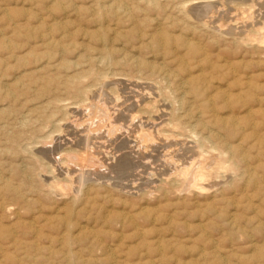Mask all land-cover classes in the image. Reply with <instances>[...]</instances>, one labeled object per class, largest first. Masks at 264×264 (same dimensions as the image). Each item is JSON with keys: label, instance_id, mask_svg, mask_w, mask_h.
<instances>
[{"label": "rangeland", "instance_id": "rangeland-1", "mask_svg": "<svg viewBox=\"0 0 264 264\" xmlns=\"http://www.w3.org/2000/svg\"><path fill=\"white\" fill-rule=\"evenodd\" d=\"M148 1L0 0V264H264V50L233 42L253 30L264 33V0ZM157 32L170 38L158 51L146 46ZM80 73L77 82L73 76ZM98 73L107 77L97 80ZM81 85L95 95L83 111L74 106ZM205 98L211 108L203 107ZM144 115L154 120L140 128ZM170 118L196 125L198 136L215 146L235 147L237 172L214 170L202 193L159 184L164 177L155 175L165 170L164 161L176 156L189 164L197 155L196 136L186 127L176 142L156 140ZM107 122L116 131L106 152L116 160L105 162L103 186L91 187L93 172L104 168L94 167L90 176L67 173L75 161L58 160L70 145L68 131L83 137L88 129L97 137ZM143 132L152 144L147 157L109 169L143 144ZM213 155L204 153L201 165Z\"/></svg>", "mask_w": 264, "mask_h": 264}, {"label": "bare ground", "instance_id": "bare-ground-1", "mask_svg": "<svg viewBox=\"0 0 264 264\" xmlns=\"http://www.w3.org/2000/svg\"><path fill=\"white\" fill-rule=\"evenodd\" d=\"M113 1V0H112ZM161 1V0H160ZM179 1V0H178ZM195 1V0H194ZM197 1V0H196ZM200 1V0H199ZM202 1V0H201ZM116 2V1H115ZM120 2V1H119ZM112 3V2H111ZM148 3H153V0H149L148 1ZM100 3H97V6L99 5ZM109 4V3H108ZM115 4H118L117 6H116V9L118 10L120 7H121V5H119V3H115ZM123 4V3H122ZM143 4V3H142ZM112 5V4H111ZM183 5V4H182ZM108 6V5H107ZM110 6V5H109ZM146 6H147V4H146ZM153 6V5H152ZM184 6V5H183ZM248 6V5H247ZM181 7V6H180ZM185 7V6H184ZM248 7H250V6H248ZM77 8V7H76ZM127 8V7H126ZM137 8V7H136ZM155 8V7H154ZM177 8V7H176ZM102 9L103 8H101V5H99L98 6V14H99V18H101V15H102ZM140 9V8H139ZM152 9V8H151ZM243 9V8H242ZM249 9H251V8H249ZM249 9H247V10H249ZM125 10V9H124ZM243 11V10H242ZM95 12V11H94ZM179 12V11H178ZM183 12V11H182ZM252 12V11H251ZM250 12V13H251ZM246 13V12H245ZM111 14V13H110ZM185 14V13H184ZM243 14V13H242ZM249 14V13H248ZM188 15V14H187ZM251 15H252V13H251ZM170 16V15H169ZM243 16V15H242ZM254 16V15H253ZM182 17V16H181ZM252 17V16H251ZM162 18V17H161ZM250 20H251V18H250ZM165 21V20H164ZM209 21V20H208ZM212 21H213V19H212ZM173 22V21H172ZM205 22V21H204ZM203 22V24L200 22V25L202 24V27H204L205 28V23ZM244 22V21H243ZM101 24V23H100ZM158 24V23H157ZM168 25V24H167ZM199 26V25H198ZM261 26V25H260ZM135 27V26H134ZM194 27V26H193ZM200 27V26H199ZM217 27H219V26H217ZM245 27H246V25H245ZM139 28V27H138ZM221 28V27H220ZM219 28V29H220ZM261 28V27H260ZM102 29V28H101ZM158 29H159V27H158ZM201 29V28H200ZM139 30V29H138ZM97 31V30H96ZM201 31V30H200ZM254 31V34L253 33H251V34H248L247 36H245L244 38H238V37H236V38H233V42L234 43H236V44H238V45H240L241 47H250V48H252L253 50H254V52H257L258 53V50L260 49L261 51H263L264 50V33H261V32H256L255 33V31L256 30H253ZM154 32V31H153ZM164 32V31H163ZM140 33V32H139ZM159 32H157V34H150L149 36H147V44H146V46H149V47H151L153 50L155 49V50H162L164 47H166V45H167V43H169L170 42V38L168 37V35H164L163 37H160L161 36V32L158 34ZM134 34H137V32L135 33L134 31H133V33H132V37H134L133 35ZM263 34V35H262ZM262 36V37H261ZM62 37H64V36H62ZM71 37V36H70ZM139 38H140V35H139ZM49 39V38H48ZM66 39V38H65ZM146 39V38H145ZM103 40V39H102ZM141 40V39H140ZM184 40H186V39H184ZM8 41V40H7ZM41 41V40H40ZM104 42V41H103ZM102 42V43H103ZM112 42V41H111ZM186 42V41H185ZM232 42V43H233ZM135 43V42H134ZM146 43V42H145ZM43 44V43H42ZM170 44V43H169ZM174 44V43H173ZM172 44V45H173ZM186 44V43H185ZM6 45V44H5ZM105 45V44H104ZM187 45V44H186ZM235 45V44H234ZM237 45V46H238ZM49 46L50 47H52V48H56L57 47V45L56 44H54V43H49ZM240 46H238V47H240ZM48 47V46H47ZM122 47V46H121ZM173 47H175L174 45H173ZM105 49V48H104ZM125 49V48H124ZM165 49V48H164ZM175 49V48H174ZM85 50V49H84ZM198 50V49H197ZM56 51V50H55ZM64 50L63 49H60L59 50V52H61V54H62V52H63ZM144 51V50H143ZM148 51V50H147ZM102 52V51H101ZM100 52V53H101ZM150 51H148V53H149ZM153 52V51H152ZM155 52V51H154ZM202 52V51H201ZM102 54V53H101ZM255 54V53H254ZM105 55H106V57H107V59H108V57H109V50H106L105 51ZM263 56H264V52H263V54H262ZM66 57V56H65ZM101 57V56H100ZM154 57V56H153ZM257 57H258V54H257ZM177 58V57H176ZM175 58V59H176ZM261 58V57H260ZM87 59V58H86ZM89 59V58H88ZM134 59V58H133ZM262 59V58H261ZM98 60V59H97ZM100 60V59H99ZM103 60V59H102ZM177 60V59H176ZM263 60V59H262ZM69 61V60H68ZM88 62H89V60H87ZM73 62H75V61H73ZM82 62V61H81ZM92 62V61H91ZM110 62V61H109ZM109 62H107L108 64H109ZM136 62H138V61H136ZM152 62V61H151ZM262 62V61H261ZM76 63V62H75ZM147 63V62H146ZM145 62H141L140 64H141V66H144L145 68L147 67V66H149L148 64H146ZM111 64V63H110ZM110 64H109V66H110ZM151 64V63H150ZM155 64V63H154ZM257 64V63H256ZM259 64V63H258ZM151 65H153V64H151ZM139 66V65H138ZM256 66H258V65H256ZM212 67H213V65H212ZM211 67V68H212ZM228 67V66H227ZM46 68V67H45ZM76 68V67H75ZM74 68V69H75ZM152 68L153 67H151V70H152ZM210 68V70H212ZM230 68V67H229ZM232 68V67H231ZM138 69V68H137ZM200 70V69H199ZM39 71V70H38ZM97 71V70H96ZM198 71V70H197ZM217 71V70H216ZM232 71V70H231ZM146 72V71H145ZM200 72V71H199ZM212 72V71H211ZM119 73V72H118ZM158 73V72H157ZM172 73V72H171ZM203 73V72H202ZM76 74V73H75ZM91 74H95L94 72H92ZM201 74V73H200ZM204 74V73H203ZM244 74V73H243ZM242 74V75H243ZM246 74V73H245ZM67 74H65V76H66ZM83 74L82 73H80V74H77V75H75V76H73V78L75 79V80H77V82H79V81H81L82 80V76ZM107 75V74H106ZM249 75H251V74H249ZM243 76L244 78H245V80H246V82H250V80L252 79V77L251 76ZM255 75V74H254ZM117 76V75H116ZM190 76V75H189ZM199 76V75H198ZM214 76V75H213ZM253 76V75H252ZM21 77V76H20ZM68 77V76H67ZM66 77V78H67ZM107 77V76H106ZM105 77V75H103V74H101V73H98L97 74V76H96V79L97 80H102L103 78H106ZM110 77V76H109ZM108 77V78H109ZM115 77V76H114ZM129 77V76H128ZM162 77V76H161ZM185 77V76H184ZM187 77V76H186ZM185 77V78H186ZM193 77L194 76H192V78L191 79H193ZM199 77H201V76H199ZM234 77V76H233ZM93 78V77H92ZM123 78V77H122ZM189 78V77H188ZM205 78H207V77H205ZM187 79V78H186ZM238 79V78H237ZM105 80V79H104ZM166 80V79H165ZM165 80H163V81H165ZM188 80H190V79H188ZM199 80H200V78H199ZM86 80H84V82H85ZM169 81V80H168ZM187 81V80H186ZM238 81H242V80H238ZM83 82V81H82ZM103 82V81H102ZM137 82V81H136ZM151 82V81H150ZM185 82V81H184ZM232 82V81H231ZM245 82V83H246ZM74 83H76V82H74ZM239 83H241V82H239ZM244 83V82H243ZM78 84V83H77ZM163 84V83H162ZM179 84H181V83H179ZM194 84V83H193ZM250 84V83H249ZM248 84V85H249ZM5 85V84H4ZM3 85V86H4ZM21 85V84H20ZM99 85V84H98ZM182 85V84H181ZM187 85V84H186ZM75 86V85H74ZM73 86V87H74ZM185 86V85H184ZM189 86V85H188ZM220 86V85H219ZM69 87V86H68ZM91 87V86H90ZM90 87H88V86H84V85H81L78 89H77V91H78V97H79V100H78V103H76V105H74V106H76V107H81L82 108V111H83V108L85 107V104H86V102H88V101H90V99H92L94 96H92L91 95V91L92 90H90L89 88ZM157 87V86H156ZM159 87V86H158ZM239 87V86H238ZM247 87V86H246ZM77 88V87H76ZM93 88V87H92ZM180 88H182L181 86H180ZM179 88V89H180ZM183 88H185V87H183ZM188 87H186V89H187ZM6 89V88H5ZM62 89V88H61ZM60 89V90H61ZM95 89H97V87H95ZM251 89V88H250ZM59 90V91H60ZM111 90V89H110ZM158 90V89H157ZM164 90V89H163ZM185 90V89H184ZM188 90V89H187ZM70 91V90H69ZM112 91V90H111ZM115 91V90H114ZM178 91V90H177ZM61 92V91H60ZM73 92V91H72ZM159 92V91H158ZM165 92H166V90H165ZM169 92V91H168ZM185 92V91H184ZM218 92V91H217ZM249 92V91H248ZM75 93H77V92H75ZM147 94V93H146ZM175 94H176V92H175ZM215 94H217V93H215ZM236 94V93H235ZM7 95V94H6ZM12 95V94H11ZM77 95V94H76ZM149 95V94H148ZM196 95H200V93L199 92H196ZM247 95H248V93H247ZM5 96V95H4ZM13 96V95H12ZM70 96V95H69ZM73 96V95H72ZM75 96V95H74ZM161 96V95H160ZM172 96V95H171ZM184 96V95H183ZM227 96V95H226ZM237 96H238V94H237ZM249 96H250V93H249ZM248 96V97H249ZM56 97V96H55ZM59 97V96H58ZM77 97V96H76ZM114 97V96H113ZM158 97H159V95H158ZM186 97V96H185ZM118 98V97H117ZM162 98V97H161ZM167 98V97H166ZM190 98H192V96H190ZM14 99H15V97H14ZM70 99H72V98H70ZM119 99V98H118ZM165 99V98H164ZM227 99V98H226ZM229 99V98H228ZM116 100V99H115ZM231 100V99H230ZM77 101V100H76ZM167 101V100H166ZM169 101V100H168ZM72 102H74V100L72 101ZM71 102V103H72ZM90 102H93L92 100L90 101ZM114 102H116V101H114ZM118 102V101H117ZM211 102V101H210ZM209 102V100L207 99V98H205L204 100H203V102H202V104H203V107H205V108H211V103ZM227 102V101H226ZM244 102V101H243ZM258 102V101H257ZM53 103V102H52ZM168 103V102H167ZM51 104V103H50ZM73 104V103H72ZM92 104L93 103H90L87 107H92L93 108V106H92ZM119 104V103H118ZM172 104V103H171ZM178 104H180V102L178 103ZM191 104H193V103H191ZM259 104V103H258ZM45 105V104H44ZM95 105V104H94ZM98 106H99V104H97ZM116 105V104H115ZM147 105V104H146ZM170 105V104H169ZM194 105V104H193ZM192 105V106H193ZM97 106V108H99ZM145 106V105H144ZM144 106H142V107H144ZM191 106V105H190ZM196 106V105H195ZM37 107V106H36ZM57 107H58V105H57ZM178 107V106H177ZM213 107V106H212ZM7 108V107H6ZM41 108V107H40ZM40 108H38V109H40ZM50 108V107H49ZM54 108V107H53ZM96 108V107H95ZM101 108H102V106H101ZM151 109L153 108V106L152 107H150ZM191 108V107H190ZM189 108V109H190ZM193 108V107H192ZM78 109V108H77ZM103 109V108H102ZM102 109H100L99 108V111L100 110H102ZM108 109V108H107ZM107 109H106V112H107ZM140 109H142V108H140ZM145 109H147V108H145ZM188 109V110H189ZM148 110V109H147ZM153 110V109H152ZM46 111H48L47 109H46ZM60 111V110H59ZM76 111V110H75ZM74 111V112H75ZM85 111V110H84ZM140 110H138V112L137 113H140L139 112ZM251 111V110H250ZM57 112V111H56ZM105 112V111H104ZM103 112V113H104ZM145 112V111H144ZM174 112V111H173ZM191 112V111H190ZM213 112V111H212ZM38 113V112H37ZM70 113V112H69ZM91 113V112H90ZM153 113V112H152ZM162 113H164L163 111H162ZM167 112H165L162 116H165V114H166ZM64 114V113H63ZM68 114V113H67ZM145 114V113H144ZM146 114H148L147 112H146ZM174 114V113H173ZM177 114V113H176ZM195 114V113H194ZM200 114V113H199ZM93 115V114H92ZM108 115V114H107ZM143 115V112L142 113H140V115L139 116H142ZM150 115V114H149ZM185 115H187V114H185ZM193 115V114H192ZM244 115V114H243ZM250 115V114H249ZM97 116V115H96ZM103 116H106V113H104V115ZM132 116H133V118H132ZM132 116H131V118H132V120H134L137 116H134L133 114H132ZM146 118H145V120L139 125V127L140 128H142V127H144V125L146 126V125H148L149 123H153V120L151 119V117L150 116H146V115H144ZM169 116H171V115H169ZM176 116H178V115H176ZM175 116V117H176ZM190 116V115H189ZM195 116L197 117V115L195 114ZM214 116V115H213ZM242 116V115H241ZM91 117V116H90ZM95 117V116H94ZM113 117V116H112ZM173 116H171V118H172ZM174 117V118H175ZM217 117H219V116H217ZM50 118V117H49ZM53 118L54 117H52V120H53ZM107 118V117H106ZM109 118V117H108ZM142 118V117H141ZM140 118V119H141ZM170 118V120L167 122V124L165 125V128L167 129V130H164V128L162 129V130H158L157 131V133H158V138L156 137V135H155V137H156V140H158V141H162V142H166V141H175L176 142V140L177 139H175L177 136L178 137H180V134H182V133H180V132H182V130H184L185 129V125L183 124V123H181V121H180V119L179 118H176V120H174V119H171ZM197 118H200V116H198ZM196 118V119H197ZM221 118V117H220ZM219 118V119H220ZM235 118V117H234ZM102 119V118H101ZM159 119V117L158 118H156L155 120H158ZM182 119V118H181ZM200 119H202V117L200 118ZM222 119H223V117H222ZM51 120V119H50ZM107 120V119H106ZM139 120V119H138ZM217 120V119H216ZM234 120V119H233ZM24 121V120H23ZM55 121V120H54ZM85 121V120H84ZM112 121V120H111ZM137 121V120H136ZM142 121V120H141ZM197 121V120H196ZM225 122H226V120H224ZM249 121V120H248ZM248 121H247V123H248ZM251 121V120H250ZM42 122H44V121H42ZM53 122V121H52ZM58 122V121H57ZM56 122V123H57ZM93 122V121H92ZM114 122V121H113ZM157 122V121H156ZM223 122V121H222ZM221 122V123H222ZM225 122H223L224 123V125H225ZM240 122V121H239ZM238 122V123H239ZM59 123V122H58ZM89 123V122H88ZM104 124H105V121L103 122ZM112 123V122H111ZM135 123V122H134ZM140 123V122H139ZM195 123V122H194ZM200 123V122H199ZM209 123V122H208ZM210 123H211V121H210ZM217 123V122H216ZM220 123V124H221ZM28 124V123H27ZM45 124H47V123H45ZM54 124V123H53ZM87 124V123H86ZM92 124V123H91ZM103 124V125H104ZM109 124H110V122H109ZM150 124V125H151ZM163 124V123H162ZM188 124H189V122H188ZM203 124V123H202ZM219 124V125H220ZM240 124V123H239ZM256 124V123H255ZM23 125H24V123H23ZM57 126H58V124H56ZM115 125V124H114ZM128 125V124H127ZM134 125V124H133ZM164 125V124H163ZM184 125V126H183ZM205 125V124H204ZM218 125V124H217ZM39 126V125H38ZM45 126V125H44ZM54 126H55V124H54ZM54 126H53V128H54ZM57 126H55V127H57ZM89 126V125H88ZM87 126V127H88ZM126 126V125H125ZM132 126V125H131ZM203 126V125H202ZM206 126V125H205ZM258 126V125H257ZM77 127V126H76ZM100 127V126H99ZM107 127H108V122H107ZM196 125L195 126H190V125H188V127H186V128H188V132L191 134V135H195L196 136V140H195V144H196V147L195 148H197V152H196V159L195 158H193L191 161H190V163L189 164H185L184 163V161H182V160H180V158H177L176 156H172L169 160H167L166 162L164 161V165H163V167H164V171L163 172H159L158 174H154L155 176H157V177H160V176H163L164 178L163 179H160L159 180V178H158V180H157V182L159 183V184H161L162 182H173V183H175V185L173 184L172 186H183V188L184 189H191V190H193V191H195V192H199V193H202V192H206V191H208L207 189H208V187H206V185H208L209 183V179H210V176L213 174V172H214V170L215 171H222V172H227V171H236V168L238 167H236V163H234V161H235V159H237V158H234V161L231 159V153L233 154H238L239 155V152L237 151V149L235 148V147H233L232 145L231 146H229V145H221L220 147L219 146H215V145H213L210 141H209V139H211V138H202V137H200V136H198V134H197V132H196ZM204 127V126H203ZM202 127V128H203ZM212 127V126H211ZM235 127V126H234ZM23 128V127H22ZM59 128V127H58ZM102 128V127H101ZM114 128V127H113ZM131 127H129V129H130ZM158 128V127H157ZM200 128V127H199ZM207 128V127H206ZM224 128H226V127H224ZM223 128V129H224ZM54 129H57V128H54ZM117 129V128H116ZM121 129V128H120ZM122 129H123V127H122ZM127 129V128H126ZM144 129V128H143ZM210 129V128H209ZM239 129V128H238ZM238 129H237V131H238ZM245 129V128H244ZM47 130V129H46ZM60 130V128L58 129V131ZM124 130V129H123ZM186 130V129H185ZM247 130V129H246ZM57 131V130H56ZM61 131H62V129H61ZM64 131V130H63ZM82 131V130H81ZM101 131V130H100ZM114 131H116V130H114V129H111L110 128V126L108 127V130H105V134L103 133V132H101L100 134L101 135H98L97 137H96V135H95V137H93V136H90V135H93L94 134V131H88V129H87V133H86V135H84L83 137H81V136H79L78 135V133H76V132H74V133H72L73 131L72 130H70V131H68V133H66L65 135L66 136H69L70 138L69 139H67V141H65V144L67 145V144H70L69 145V147H68V149H66V150H64V153L61 155L60 154V158H59V160L58 161H61V162H65V161H67V163H72V162H74L73 163V165L75 164L76 165V167H74L73 165H71L70 167H66V171H67V173H72L73 172V170L74 169H77V170H79L80 171V173H81V171L85 174V173H88V175L90 174L91 175V173L94 171V167H99L100 169H102V168H104L105 167V162L107 161V160H110V161H112L113 162V160H116V158H115V156L113 155V153H110V152H106V149H107V147H106V144H107V142L109 143V144H112L115 140V132ZM143 131V130H142ZM187 131V130H186ZM54 132V131H53ZM144 132H145V130H144ZM141 133L142 134V137H141V142H143V144L140 146L139 145V142L138 143H136V145L135 146H137L138 148H137V150L136 151H134L133 153H132V155L129 153V154H121L120 155V158L119 159H117V163H116V165H113V166H108V168L110 169H114V168H119V169H122V168H124V167H128V166H133L134 165V161H135V159L137 160V162H139L140 160H144L146 157H147V149L152 145V144H150V142H148L151 138L149 137V135H148V133H150V132H148L147 134H145V133ZM167 132V134H165ZM215 132V131H214ZM253 132V131H252ZM39 133V132H38ZM60 133V132H59ZM155 133V132H154ZM221 133V132H220ZM49 134V133H48ZM104 136H103V135ZM139 134V133H138ZM140 134V135H141ZM211 134V133H210ZM210 134H209V136H210ZM47 135V134H46ZM151 135V134H150ZM161 135H162V137H161ZM190 135V136H191ZM203 135V134H202ZM201 135V136H202ZM219 135V134H218ZM99 136H103V137H99ZM135 136H138V135H135ZM235 136V135H234ZM28 137V136H27ZM43 137V136H42ZM46 137V136H45ZM177 137V138H178ZM205 137V136H204ZM140 138V137H139ZM194 138V137H193ZM192 138V139H193ZM238 138V137H237ZM34 139V138H33ZM45 139V138H44ZM48 139V138H47ZM46 139V140H47ZM58 139H60V138H58ZM57 139V140H58ZM195 139V138H194ZM193 139V140H194ZM52 140V139H51ZM61 140V139H60ZM111 140H113V141H111ZM154 140V139H153ZM184 140H185V138H184ZM190 140V139H189ZM233 140V139H232ZM54 141V140H53ZM64 141V140H63ZM158 141H157V143H158ZM187 141V140H186ZM226 141V140H225ZM239 141V140H238ZM241 141V140H240ZM56 142V141H55ZM136 142V141H135ZM134 142V143H135ZM151 142H152V140H151ZM154 142H155V140H154ZM215 142V141H214ZM231 142V141H230ZM156 143V142H155ZM156 143V144H157ZM193 144V143H192ZM232 144V143H231ZM30 145V144H29ZM28 145V146H29ZM124 145H125V143H124ZM153 145H154V143H153ZM48 146V145H47ZM50 146V145H49ZM134 146V145H133ZM195 146V145H194ZM237 146V145H236ZM123 148V147H122ZM125 148V147H124ZM194 148V149H195ZM27 149V148H26ZM52 149V148H51ZM120 149H121V147H120ZM21 150V149H20ZM19 151V150H18ZM27 151H28V149H27ZM58 151V150H57ZM109 151V150H108ZM150 151V150H149ZM216 152L217 153V155L216 156H214L212 159L210 158V161H209V163H205V164H203V165H201V161L203 160V158H202V156H203V154L204 153H208V152ZM43 152H45V151H43ZM49 152V151H48ZM52 152H53V150H52ZM51 152V150H50V153H52ZM54 152H56V151H54ZM62 153V152H61ZM53 154V153H52ZM227 154H229L230 156H228V158H225L224 156L225 155H227ZM168 156V155H167ZM38 157V156H37ZM204 157V156H203ZM241 158H242V156H240ZM232 158H233V156H232ZM37 159V158H36ZM247 159V158H246ZM244 160H245V158H244ZM243 160V161H244ZM109 161V162H110ZM148 161V160H147ZM205 161V160H204ZM203 161V162H204ZM239 161V160H238ZM248 161V160H247ZM33 162V161H32ZM136 162V163H137ZM207 162V161H206ZM246 162V161H245ZM150 163V162H149ZM240 163V162H239ZM110 164V163H109ZM108 164V165H109ZM151 165V164H150ZM212 165H214L215 166V168L212 166ZM90 166V167H89ZM92 166H93V168H92ZM242 166V165H241ZM143 168H145L146 169V167L145 166H142ZM96 168V169H97ZM106 168V167H105ZM103 169V170H101V172H93V174H92V176L94 175L95 177V183L96 184H92L91 185V187H102L103 186V184H101V183H99V180H101V179H104V177L106 176L105 174H104V172L106 171V169ZM108 168H107V170H108ZM134 168V167H133ZM128 169V168H127ZM51 171V170H50ZM98 171V170H97ZM132 171V170H131ZM140 171V170H139ZM115 172H117V171H115ZM237 172V171H236ZM50 173V172H49ZM154 173V172H153ZM220 173V172H219ZM248 173V172H247ZM255 173V172H254ZM238 174H239V171H238ZM89 175V176H90ZM89 176H88V178H89ZM153 176V175H152ZM239 176V175H238ZM253 176V175H252ZM250 177V176H249ZM78 178H79V176H78ZM84 179H85V177H83ZM106 178V177H105ZM110 178V177H109ZM151 178V180H153V179H155L156 177H150ZM222 178V177H221ZM71 180H72V177L70 178ZM80 179H81V177H80ZM79 179V180H80ZM249 180V179H248ZM251 180V179H250ZM155 181V180H154ZM153 181V182H154ZM255 181V180H254ZM77 182H79L78 180H77ZM80 182H82L81 180H80ZM79 182V183H80ZM85 182V181H84ZM88 182V181H87ZM98 182V183H97ZM179 182H181V183H179ZM86 183V182H85ZM145 183V182H144ZM155 183V182H154ZM211 183H212V181H211ZM78 184V183H77ZM82 184V183H81ZM165 184V183H164ZM168 183H166V185H167ZM181 184H183V185H181ZM68 185V184H67ZM116 185V184H115ZM162 185V184H161ZM171 185V184H170ZM81 186V185H80ZM116 186H119L120 187V189H125L126 187H124V186H122V185H116ZM157 186V185H156ZM74 187V186H73ZM89 187H90V185H89ZM159 187V186H158ZM164 187V186H163ZM162 187V188H163ZM168 187H169V185H168ZM175 187H172L173 189L175 188ZM161 188V187H160ZM160 188H158V189H160ZM166 188V187H165ZM171 187L169 188V189H172ZM98 189V188H97ZM133 189V188H132ZM176 189V188H175ZM174 189V190H175ZM162 190V189H161ZM167 190V189H166ZM64 191V190H63ZM181 191H182V189H181ZM168 192V191H167ZM166 192V193H167ZM170 192V191H169ZM172 192V191H171ZM176 192H178V191H176ZM184 192H186V191H184ZM194 192V193H195ZM86 193V192H85ZM166 193H164V194H166ZM173 193V192H172ZM171 193V194H172ZM180 193V192H179ZM178 193V194H179ZM167 194H169V193H167ZM182 194V193H181ZM186 195V194H185ZM195 195V194H194ZM147 196V195H146ZM57 198V197H56ZM195 198V197H194ZM64 199H66V198H64ZM4 206V205H3ZM0 207H2L1 205H0ZM5 207V206H4ZM4 207H2L1 209H3ZM6 207H8V206H6ZM5 209V208H4ZM4 213V212H3ZM3 215V214H2ZM232 216V215H231ZM17 217V216H16ZM109 217V216H108ZM108 217H107V219H108ZM232 218H233V216H232ZM231 220V219H230ZM63 221V220H62ZM108 223H112V220H110V219H108V220H106ZM116 221V220H115ZM114 222V221H113ZM134 222V221H133ZM117 225V224H116ZM79 226V225H78ZM81 228V227H80ZM83 233V232H82ZM37 237V236H36ZM51 238V237H50ZM74 239V238H73ZM140 240H142V239H140ZM36 242V241H35ZM51 242V241H50ZM100 243V242H99ZM60 244H62V242L60 243ZM63 244H64V241H63ZM62 244V245H63ZM71 244V243H70ZM95 244H97V243H95ZM51 245V244H50ZM115 245V244H114ZM64 246H68V245H63V247ZM50 247V246H49ZM90 247V246H89ZM116 247V246H115ZM35 248H37V247H35ZM63 249L64 248H62L61 250L63 251ZM50 250V249H49ZM59 250V249H58ZM61 250H59V251H61ZM72 250V249H71ZM56 251V250H55ZM66 251V250H65ZM67 252H69L68 250H67ZM71 252H73V251H71ZM60 253H62V252H60ZM75 253V252H74ZM53 254H54V252L52 253V255L51 256H53ZM77 254V253H76ZM49 255H50V253H49ZM61 256H62V254H60ZM67 253H66V257H67ZM71 255H72V253H71ZM78 255V254H77ZM64 256V255H63ZM76 256V255H75ZM74 256V257H75ZM65 257V258H66ZM110 257V256H109ZM76 258L77 257H75V260H76ZM17 259H19V258H17ZM73 259V258H72ZM114 259H115V257H114ZM113 259V260H114ZM117 259H119V258H117ZM124 259V258H123ZM64 260V259H63ZM62 260V261H63ZM79 260V259H78ZM73 261V260H72ZM112 261V260H111ZM148 261V260H147ZM29 262V261H28ZM52 262V261H51ZM50 262V263H51ZM65 263H66V260L64 261ZM63 262V263H64ZM78 262V261H77ZM61 263V262H60ZM62 263V264H63ZM64 263V264H65ZM73 264V263H72ZM76 264H78V263H76ZM80 264V263H79ZM82 264V263H81ZM110 264H119L118 262H116V261H114V262H111ZM130 264V263H129Z\"/></svg>", "mask_w": 264, "mask_h": 264}]
</instances>
